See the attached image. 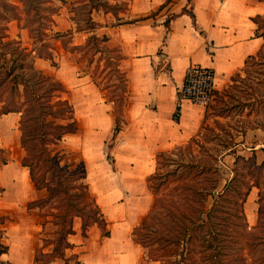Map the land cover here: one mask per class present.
<instances>
[{
    "label": "trees",
    "instance_id": "1",
    "mask_svg": "<svg viewBox=\"0 0 264 264\" xmlns=\"http://www.w3.org/2000/svg\"><path fill=\"white\" fill-rule=\"evenodd\" d=\"M76 1L88 5L87 9L84 8L87 11L85 25H78L76 29H85L89 33L70 51L75 53L77 62L79 59L85 61L88 69L84 71L105 91L108 100L121 106L122 116L129 89L126 72L119 65L121 55L118 48L107 44L105 33L94 32L99 23L91 13L93 9L101 8L117 14L128 8V1ZM23 2L27 15L32 10L38 16L36 20L45 18L54 23L57 6L53 0ZM16 9L15 3L0 0V113L20 112L19 140L25 150L21 163L28 167L34 188L47 190L46 194L28 200L27 207H41L54 196V201L40 213L44 217L43 236L40 237L43 243L40 249L37 247L32 264H49L56 259L65 264H79V255L68 251L74 246L68 239L74 232V218L80 217L83 235L92 224L101 229L102 236L109 235L110 229L86 181L85 159L79 150L60 146L64 135L77 129L68 88L53 73L34 66L31 48L22 46L19 39L9 37L8 16L18 17ZM253 20L257 32L264 36L259 22H264V14L254 16ZM38 22L34 28L35 38L41 41L42 47L38 55L56 65L53 47L43 37L51 36L48 30L52 29V24ZM64 33L54 32L57 36ZM251 63H264V41L256 53L246 57L241 70L247 73ZM110 76H114L115 81L101 84L103 80L108 82ZM109 87H112L110 94L106 93ZM218 92L212 90V95L217 93V101L222 98ZM206 113L207 109L200 129L188 141L156 154L155 170L146 177L153 201L131 231L132 238L144 248L140 264H264V159L258 161L253 148L250 155L236 153L233 176L219 189L222 177L219 162L224 154L236 152V134L227 131L228 136L221 139L217 131L210 136L203 133ZM121 125L116 119L114 136ZM202 134L204 136L200 139ZM214 136L219 139V147H207L205 142ZM186 152L188 159L184 158ZM166 164L174 165L162 169ZM173 175L176 176L171 177ZM177 179L168 192H162L163 185ZM252 186L257 187L256 222L247 229L244 203ZM2 190L0 185V193ZM209 197L212 202L208 207ZM8 218L7 214H0V253L8 250V245L2 241L3 224ZM48 222L53 226L51 229H46Z\"/></svg>",
    "mask_w": 264,
    "mask_h": 264
},
{
    "label": "crops",
    "instance_id": "2",
    "mask_svg": "<svg viewBox=\"0 0 264 264\" xmlns=\"http://www.w3.org/2000/svg\"><path fill=\"white\" fill-rule=\"evenodd\" d=\"M116 1L121 0H110ZM127 1L128 8L117 14L101 8L91 13L99 23L94 32L105 33L107 44L119 49V65L127 75L129 90L123 106L122 125L115 136L113 102L106 98L104 90L95 84L89 73L83 70L80 74L60 77L59 66L54 72L68 88L77 120V129L65 134L64 138L74 134L76 149L86 162L90 190L95 183L98 195L100 191L110 192L99 199L106 208L112 206L115 196L113 185L108 187L101 183L107 173L108 154L112 158V171L121 176L120 185L114 191L138 190L146 194V177L155 170L156 154L185 143L200 129L208 107L179 95L186 67L190 63L212 67L213 89H220L264 41L253 20L254 16L264 14V0ZM95 14L102 16L104 22ZM140 16L146 17L135 19ZM64 31L72 37L75 33L85 35L82 40L72 41L73 45L82 43L89 33L70 23L65 25ZM65 59L67 61L68 57ZM35 62L36 59L34 66ZM75 63L79 62L75 60ZM19 117L17 111L2 113L0 117L3 134L0 139L6 147L11 146L16 135L7 139L4 131L11 127H16L17 131ZM108 140H111L109 153L104 146ZM250 148L255 150L257 158L258 149L264 151V143L255 142ZM0 185L3 188L0 214L9 217L3 224L2 234L8 250L0 253V260L32 264L37 256L36 234L38 230L41 233L44 225L35 207H27L36 190L28 167L19 158L5 159L0 166ZM118 213L123 214L122 211ZM73 228L68 239L74 246L68 251L79 255V264H140L144 248L131 234L124 235L125 225L113 224L110 234L102 236L92 224L83 235L81 219L75 217ZM62 261L56 259L49 264H62Z\"/></svg>",
    "mask_w": 264,
    "mask_h": 264
},
{
    "label": "rangeland",
    "instance_id": "3",
    "mask_svg": "<svg viewBox=\"0 0 264 264\" xmlns=\"http://www.w3.org/2000/svg\"><path fill=\"white\" fill-rule=\"evenodd\" d=\"M12 3L17 5V13L18 17L8 16L7 27L8 34L10 38H16L20 40L22 46H26L27 48L32 49V53L34 56V60L36 59V66L43 68L44 70L51 72L54 74L55 70L59 66L58 76H70L75 75V73L80 74L83 70L88 69V66L85 65L84 60L79 59V63H75V53L71 52L73 43L72 41L82 40L84 38L83 33H75V35L70 36L71 34L64 31L65 25L70 23L73 27L83 26L85 25V14L87 13L86 9L88 5L83 4L82 2H78L76 0H53L55 5L57 6V11L53 14L54 23L48 22L45 18H40L41 20H36L38 18L37 15L31 10L30 14L27 15L24 10V2L23 0H9ZM75 1V2H74ZM92 0H86L87 3H90ZM102 1V0H99ZM86 8V9H84ZM30 17V18H29ZM95 17L104 22L103 17L96 15ZM30 19V20H28ZM38 21H42L52 24V29L48 32L51 33L49 35H43L46 37L44 41L50 43L53 47L52 54L54 55V61L56 65L51 64L49 59H45L38 55V52L41 50V41H38L36 37V30L39 24ZM260 31L264 34V22L260 21ZM49 25V26H50ZM59 30L60 32H66L63 35L57 36L54 34L55 31ZM63 30V31H61ZM74 30V29H73ZM84 35V36H83ZM46 49V48H45ZM65 57H68L66 61ZM115 81L114 76H110L108 82L103 80L101 84L110 83ZM112 88V87H111ZM107 89L108 94L111 93V89ZM225 89V90H224ZM221 94V100L217 101V93H214L211 96V99L208 103V110L205 117V128L203 133H207L209 136L212 135L213 131H217L221 134L219 138L223 139V137H227V131H230L232 134H236L235 141L237 144L235 145V153H227L221 157L219 162L222 177L220 179L219 189L223 187L224 183L233 176V167L236 153L243 155H250L251 148L254 146L255 142H263L264 143V63L263 64H255L251 63L248 67V72L245 73L243 70H237L232 73L228 78L226 85L222 88L217 89ZM105 92V91H104ZM114 119H117L118 123H121V106L116 105L113 102L112 108ZM0 117H2V113H0ZM222 125V126H221ZM220 127H224V129H220ZM15 129V132H13ZM212 129V130H211ZM214 129V130H213ZM4 136L7 139H10L11 136L15 139L12 141L10 147H6L5 144L2 143V139H0V166L3 164V159L9 158H19L22 159L25 150L20 144L19 140V130L16 131V127H11V129H7L4 131ZM15 133V134H14ZM2 132L0 131V136ZM3 135V134H2ZM74 134H68L61 141L60 146L70 149H76V142L74 141ZM204 134L200 135L199 138L202 139ZM7 141V140H6ZM218 137L214 136L212 139L206 141L207 147H219ZM75 143V144H74ZM110 143L111 140L106 141L105 149L110 152ZM75 147V148H74ZM78 150V149H77ZM178 152L177 150H175ZM174 157H177L174 154ZM188 154L184 155L185 159H188ZM264 159V151L258 149L257 151V160L260 161ZM107 163V173L102 177V185H113L112 193L115 194L114 199L111 201V207L106 208L100 202V198H103L105 193L110 192H101L98 195V191L96 190V186L92 185L91 191L96 196V201L98 204L102 205L101 210L104 211L105 217L108 220V227L110 228L114 225H125L124 235L131 234L133 227L139 223L141 218L148 211L151 203L153 201V192L148 187V192L140 193L138 190L132 192H125L124 190L115 192L114 189L116 186L119 187L121 180L118 173L112 171V158L109 156ZM174 164H166L162 167V169H166L168 167H173ZM156 166V161H155ZM114 167V166H113ZM173 175L171 177H175ZM177 180H172L167 184L162 186V192L166 193L167 189L176 183ZM147 183V181H146ZM109 187V186H108ZM125 189V188H124ZM147 189L145 190V192ZM168 192V191H167ZM47 190L42 188L39 190H33L32 196L34 198L42 196L46 194ZM145 194V195H144ZM148 196V200L146 201V197ZM145 197V198H144ZM256 198H257V187L252 186L250 192L246 198V201L250 202V210H252L249 214L246 213L247 219V229H251L256 222ZM144 199V200H143ZM51 201H54L53 198L48 201L46 204L40 206H35V211L40 214L44 208H48V205ZM146 201V202H144ZM212 198L209 197L206 205L209 207L211 205ZM246 203V202H245ZM244 203V209L245 204ZM253 206V207H252ZM143 207V208H142ZM122 211L123 214H119L118 212ZM40 221H43L44 217L39 215ZM98 232L101 233V229L96 225ZM53 226L51 223H46V229H51ZM117 228V227H116ZM41 230V229H40ZM39 232V230H38ZM36 234V246L40 249L43 243V240L40 239L43 235L39 232ZM46 250V247H44ZM144 256V254H143ZM142 259V258H141ZM61 260V259H60ZM143 260V259H142ZM140 260V261H142ZM62 261V260H61ZM145 262V259L143 263ZM63 264V261L61 262ZM2 264H7L6 262ZM72 264V263H71Z\"/></svg>",
    "mask_w": 264,
    "mask_h": 264
},
{
    "label": "built area",
    "instance_id": "4",
    "mask_svg": "<svg viewBox=\"0 0 264 264\" xmlns=\"http://www.w3.org/2000/svg\"><path fill=\"white\" fill-rule=\"evenodd\" d=\"M214 76L212 67L190 63L185 69L183 82L179 88L180 97L207 105L214 88Z\"/></svg>",
    "mask_w": 264,
    "mask_h": 264
},
{
    "label": "bare ground",
    "instance_id": "5",
    "mask_svg": "<svg viewBox=\"0 0 264 264\" xmlns=\"http://www.w3.org/2000/svg\"><path fill=\"white\" fill-rule=\"evenodd\" d=\"M250 202L247 201L246 205H245V210H246V213L249 214L252 210H250ZM253 207V206H252Z\"/></svg>",
    "mask_w": 264,
    "mask_h": 264
}]
</instances>
